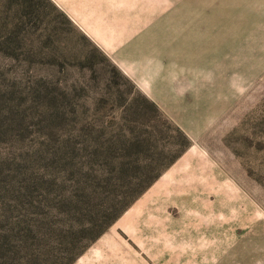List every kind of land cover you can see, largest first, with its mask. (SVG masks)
I'll return each instance as SVG.
<instances>
[{
  "label": "rangeland",
  "instance_id": "rangeland-1",
  "mask_svg": "<svg viewBox=\"0 0 264 264\" xmlns=\"http://www.w3.org/2000/svg\"><path fill=\"white\" fill-rule=\"evenodd\" d=\"M75 252L264 264V0H0V264Z\"/></svg>",
  "mask_w": 264,
  "mask_h": 264
},
{
  "label": "trees",
  "instance_id": "trees-1",
  "mask_svg": "<svg viewBox=\"0 0 264 264\" xmlns=\"http://www.w3.org/2000/svg\"><path fill=\"white\" fill-rule=\"evenodd\" d=\"M127 205V204H126ZM92 238V237H91ZM76 252H78V251H76ZM74 253V256L73 257H71V255H69L70 257L66 260V263L65 264H69L71 261H72V259H74V257L78 254V253Z\"/></svg>",
  "mask_w": 264,
  "mask_h": 264
}]
</instances>
